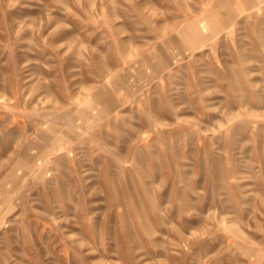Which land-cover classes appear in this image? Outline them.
<instances>
[{
    "label": "rangeland",
    "instance_id": "obj_1",
    "mask_svg": "<svg viewBox=\"0 0 264 264\" xmlns=\"http://www.w3.org/2000/svg\"><path fill=\"white\" fill-rule=\"evenodd\" d=\"M0 264H264V0H0Z\"/></svg>",
    "mask_w": 264,
    "mask_h": 264
},
{
    "label": "crops",
    "instance_id": "obj_2",
    "mask_svg": "<svg viewBox=\"0 0 264 264\" xmlns=\"http://www.w3.org/2000/svg\"><path fill=\"white\" fill-rule=\"evenodd\" d=\"M187 33V37L189 36V32L187 31L186 32ZM207 34V36L206 37H204L205 39H204V41H206L207 39L208 40H210V35H209V33H206ZM189 38V37H188ZM191 39V38H190Z\"/></svg>",
    "mask_w": 264,
    "mask_h": 264
}]
</instances>
